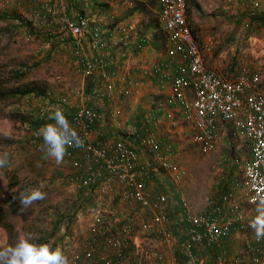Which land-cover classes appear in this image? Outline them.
Listing matches in <instances>:
<instances>
[{
    "label": "built area",
    "instance_id": "2783aa9c",
    "mask_svg": "<svg viewBox=\"0 0 264 264\" xmlns=\"http://www.w3.org/2000/svg\"><path fill=\"white\" fill-rule=\"evenodd\" d=\"M156 1L172 54L167 61L151 63L146 73L159 75L163 86L170 85V101L182 109L185 121L195 129V142L204 152L218 148L229 124L231 127L226 129L250 144L252 156L242 163L243 180L223 194L224 205L211 199L204 208L196 210L182 198L180 217L173 219L170 196L166 192L151 195L148 181L157 177L160 170L177 177L183 170L163 153L155 134L143 125L133 133L138 143L124 136L95 142L92 134L98 123V110L89 105L71 109L67 97H59L54 106L63 109L83 140L82 147L67 149L66 157L74 162L71 179L100 197L78 250L68 256L69 264H205L204 247L212 251L211 264H264V240L257 241L248 227L255 215L252 201L264 196L262 74L242 71L231 77L221 75L206 63L205 53L213 50L215 41L210 38L201 46L188 20V0ZM64 9L61 0H48L41 6L39 14L44 21L51 23L52 16L57 17L55 25L47 29L46 44L68 45L86 76L99 69L109 93L115 83L106 71L108 63L94 60L85 52V33L89 34L91 47L97 48L101 39L99 27L90 25L84 16L70 17ZM247 12L245 27L264 22V0H249ZM187 89L192 90V97ZM108 93L101 91L97 95L103 99ZM46 113L47 109L41 108L39 116ZM116 116L111 119L116 121ZM147 155L151 163L144 160ZM237 186L246 190V199L254 206L251 215L245 208L232 205ZM111 194L138 207L143 217L110 212L101 198ZM241 236H245L243 249L229 252L225 242ZM177 253L182 256V263L173 258L170 263L169 255Z\"/></svg>",
    "mask_w": 264,
    "mask_h": 264
},
{
    "label": "rangeland",
    "instance_id": "374dc122",
    "mask_svg": "<svg viewBox=\"0 0 264 264\" xmlns=\"http://www.w3.org/2000/svg\"><path fill=\"white\" fill-rule=\"evenodd\" d=\"M47 1L0 0V13L6 14L0 15V71H24L23 76L19 80H11L9 86L32 90L24 96L12 95L0 99V154L7 152L9 161L7 166L0 168V193L13 191L19 196L21 192L36 188L41 183L46 193L44 200L37 201L31 207L16 209L22 217L20 224L16 223L17 226L12 229L5 227V230H0V248L31 235L35 243L60 247L68 257L73 250H78L96 199L100 197L97 193L84 194L82 188L71 179L74 162L68 157L65 156L60 165L51 158L45 159L40 150L43 140L32 132V122L38 117L26 113L27 106L23 100L32 95L39 98L48 111L46 114L54 109L56 99L63 96L67 97L71 109L79 105L97 104L93 95L83 93L85 89L88 90L87 77L78 66L70 47H60L57 43L46 44L47 29L57 21L56 16H52L54 21L51 23L40 18L41 6ZM103 4L105 6L98 12L94 4H88L83 11L89 17L94 13L100 15L102 25L106 26L104 28L112 31L124 30L134 23L139 33L152 34L156 30L158 38L167 37L159 10L152 0H105ZM187 5L189 23L201 46L204 47L210 38H214L213 50L208 52L211 61L220 63L223 71H229L231 75L242 71H259L264 80V23L252 22L244 26L249 19V0H188ZM192 12L194 19L190 18ZM158 38L154 37V48ZM165 44L166 50H169L167 39ZM119 45L120 41L114 45V59H120L124 52ZM136 96L129 98L135 99ZM120 99V102L123 101ZM124 100L132 101L127 97ZM120 102L113 106L117 109ZM129 104L122 105L125 113L130 109H127ZM136 107L139 111L140 105ZM135 110H132L134 116ZM125 113L122 112L123 116L118 117V122L120 117L124 119ZM182 126L185 131L169 133L168 129L163 133L168 135L160 136L165 146L174 148L173 158L183 168L182 176L176 178L160 170L163 173L162 186L178 191L181 198L199 210L209 204L211 199L218 201L219 194L225 190L223 188L232 186V177L243 180L242 162L250 156L251 149L246 141L233 139L229 131L216 150L204 152L194 140L195 133L192 134L193 141L191 130L184 123ZM113 130L116 128L110 126V131ZM110 135L111 140H114L118 136L130 139L132 134L113 131ZM225 167L227 171L224 172ZM231 168L234 175L227 174ZM223 173L226 175L224 181ZM219 177L222 181L220 184L217 183ZM243 190L239 188L238 197ZM101 201L110 212H116L119 216L132 213L143 217L138 207L123 202L119 197L115 200L110 196H102ZM241 204L247 210L253 207L244 197L241 198ZM4 205V198L0 195V218L8 209ZM172 218H177V215L174 214ZM0 226L4 224L0 223ZM178 257L177 262L182 263V256Z\"/></svg>",
    "mask_w": 264,
    "mask_h": 264
},
{
    "label": "crops",
    "instance_id": "0c3cea01",
    "mask_svg": "<svg viewBox=\"0 0 264 264\" xmlns=\"http://www.w3.org/2000/svg\"><path fill=\"white\" fill-rule=\"evenodd\" d=\"M75 1L76 2H74L72 5L73 8L71 10L69 9L68 11L67 9L68 0H61L65 8L64 9L65 12H67V14L70 17L78 18L79 16H84L89 21L90 25L99 27L101 31V39L99 41V46L97 48L91 47L89 43V34L85 33L86 35L85 52L88 56H90L94 60L97 61L102 60L108 63L106 67V71L110 75H112L111 80H113L115 83L114 88L112 90H109L108 93L106 86L107 81L100 75L99 69L97 70V72H95L92 75L86 76L84 74L85 77H87L86 87L88 90L85 89L83 93L93 95V99L95 100L97 105H94L93 103L88 105L93 106L99 112L98 123L96 125L95 131L92 134L93 141L108 142L112 138V136L110 135L111 132L121 131V132L131 133L132 135L130 136V139H132L133 142L138 143L137 136L133 133L139 132L140 128L144 125L147 128L148 132H152L158 138V140L161 143V150L163 151V153L167 155L171 159V161L175 162L173 158L175 154L174 148H172L171 146L170 147L165 146L166 143L164 139L161 138L160 136L168 135V133L163 134L168 129H169V133H176L179 132L180 130L185 131L184 126H182L184 123L185 127H188L191 130V139L193 140L192 134L195 133V129L185 121L182 113V109L174 105L170 101V85L167 83L166 86H163V82L159 77V75L151 76L146 73V70L151 63L167 61L172 53L169 50H166L165 46L162 45L161 39L158 38L159 36L158 31L156 30H154L152 34H146L144 32L139 33L137 30H135L134 23H130L127 26V28L124 30L112 31L109 28H104L106 26L102 25V18L100 15L94 13V15H91V17H89L88 13L83 11L84 7L88 6V4L91 5L94 4L93 7L96 8L98 12L100 9H102L103 6H105L103 4L105 0H80L79 2H77L78 0ZM152 1L156 4V7L158 8L157 1L156 0H152ZM75 4L77 5L76 7H74ZM190 18L191 19L195 18L193 12L192 14H190ZM155 36L158 38V43H156V47L154 48L152 45L155 43L153 42ZM117 41H120L121 45H119V47H121V49L124 51L120 59L117 58L114 59L113 57L114 56L113 48ZM205 58L207 65L216 69L221 75L225 77L232 76L229 71L227 72L223 71V69L220 67V63L211 61L210 53L209 54L205 53ZM254 72H259V71H254ZM93 79H98V81H95ZM126 90H128V92H125ZM101 91H105V92L107 91L108 93L107 96L103 99H100L97 95ZM187 92L188 95L192 97V90L187 89ZM135 94L137 95L135 99L129 98V97L133 98ZM125 97H127L128 100H132V101L124 100ZM120 98H122L123 101L120 102L121 100ZM23 101L26 102L25 105L27 107L25 109H26V113L29 115L35 114L36 117H38L40 109L44 108L43 101L40 100L39 98L33 97V95L24 98ZM117 102L120 103L118 105V108L116 109V107H114L113 105L117 104ZM124 103L126 104L130 103L127 108L130 109L129 111L127 110L128 112L126 113L122 109V105ZM137 105H140L139 111L137 110L136 107ZM134 109H136L135 110L136 116H134L132 112V110ZM117 111H119L120 114H118ZM122 112L125 113L124 119L121 120L120 117L119 118L120 121L118 122V117L121 115L123 116ZM112 115H117L116 121H113L111 119ZM148 120L150 121L148 122ZM32 123L34 124L33 126L31 125L33 129L32 132L35 135L37 130H35L36 128L34 126L37 124V121H34ZM110 126L112 129L116 128V130L110 131ZM227 127H231V126H229L228 124L226 125V128ZM226 128L224 129L225 137L229 131ZM160 132H162V134ZM230 135L233 137V139L237 141L241 140L238 137H236L233 133ZM246 143L250 146V144L247 141ZM33 150L34 149H32L31 151ZM251 154H252V150L250 155ZM144 160L145 161L148 160L150 163L152 161L150 157H146L144 158ZM179 166L181 167V165ZM168 173L172 174L171 176L174 178L177 177L176 175H173V173L170 172ZM155 175L158 176L148 181V190L152 193L151 195L153 196H157L158 193H163V192L168 193L171 200V203L169 204L170 215L174 217V214H176L177 218H179L181 211L180 203L176 204L175 199L180 200L182 196L181 193H179L178 191H173V189H169L170 187L165 188L164 186H162L163 173L161 171L159 173H156ZM223 178L224 179L222 181L226 180V175L224 177V173H223ZM218 179L219 180L217 181V183L218 184L222 183V181H220L221 178L219 177ZM231 179H236L234 181L232 180V186L236 185L237 182L242 181L239 180V177H232ZM237 187L242 188L239 186ZM237 191H239V189ZM0 195H2V197L4 198V204H5L4 206H7L8 208L5 209L6 214L4 213L3 218H0V223L4 224V226H0V230H5V227L12 229L13 227L17 226L16 223L20 224L22 218L19 215L20 214L19 211L16 210L17 208L20 209V205L18 203L19 196L17 193L15 192L13 193V191H5L4 193H0ZM109 196L115 200L118 197L117 195H113V194ZM242 197H244V199L247 200L245 189L243 190V192L240 194L239 197H238V193L236 194V197H234L232 202L233 207L245 208L241 204ZM249 209L251 210H247V209L246 210L251 215V213L254 212V206ZM239 238H240L239 240L235 239V241H232L233 239L231 240L228 239L230 240L228 241L230 245L227 246L229 252L236 253V251H240L243 249V245H244L243 241L245 240V236H241ZM7 239L8 238L6 237V240ZM202 251L205 256L204 263L211 264L210 262L212 261V251L208 247H204ZM176 255L175 256H173L172 254L169 255L170 263L172 262L171 261L172 258L174 259L175 262L178 261L179 259L178 256L180 255L178 253Z\"/></svg>",
    "mask_w": 264,
    "mask_h": 264
},
{
    "label": "clouds",
    "instance_id": "9594fccd",
    "mask_svg": "<svg viewBox=\"0 0 264 264\" xmlns=\"http://www.w3.org/2000/svg\"><path fill=\"white\" fill-rule=\"evenodd\" d=\"M47 120L51 122L45 123L36 132V135L43 140L40 150L44 153L45 159L51 158L60 165L67 155V149L72 146L82 147L83 140L60 107L50 110ZM8 163V153L0 154V168H4ZM43 187L41 183L36 188L20 193L18 203L21 210L46 198ZM252 203L255 205V215L248 221V227L255 239L262 241L264 240V196L258 200L254 199ZM0 264H69V259L60 247L53 248L48 243L37 244L29 235L19 239L15 244L0 248Z\"/></svg>",
    "mask_w": 264,
    "mask_h": 264
},
{
    "label": "trees",
    "instance_id": "16d2710c",
    "mask_svg": "<svg viewBox=\"0 0 264 264\" xmlns=\"http://www.w3.org/2000/svg\"><path fill=\"white\" fill-rule=\"evenodd\" d=\"M80 0H78L77 2H79ZM74 2H76L75 0H68V2H67V9H68V11H69V9L71 10L73 7H72V5H73V3ZM71 3V4H70ZM77 5L75 4V6L74 7H76ZM0 15L1 16H5L6 14L5 13H0ZM164 37L165 36H162V37H160V39H161V43H162V45L163 46H165V45H167V44H165V39H167V37L164 39ZM166 48V47H165ZM23 72L24 71H22V72H19V71H14V72H11L10 70H9V73L8 72H5V71H0V99H2V98H8V97H10V96H24V95H26L27 93H30V92H32V90L30 89V88H28V87H26V88H23V89H20L19 87H15V86H9V83L10 82H12L11 80H19L22 76H23ZM10 75H12V78L13 79H11V76ZM5 76H7V79L5 78ZM90 89V88H89ZM55 103V102H54ZM47 115L48 114H46V115H44V116H42V117H40V116H38V118L39 119H37L36 121H37V124L34 126L36 129L35 130H37V129H39L42 125H44L45 123H49V122H51V121H49V122H46L47 121ZM38 131V130H37ZM251 150H252V148H250ZM252 156V154L249 156V157H247V158H250ZM245 160V159H244ZM244 160H243V162H244ZM242 162V163H243ZM237 163V162H236ZM238 164V163H237ZM223 170H224V172L225 171H227V169H226V167L225 168H223ZM230 170V171H229ZM228 171H229V173L227 172V174L228 175H234L233 174V172H234V170H233V168H231V169H229ZM225 175V174H224ZM71 176H73V174L71 175ZM233 181L234 180H236V179H232ZM232 186H230V188H231ZM230 188L229 187H227V188H223V189H225V190H223L220 194H219V196H218V201H219V203H221V204H223L224 205V203L222 202V196H223V194L224 193H226V192H228L229 190H230ZM82 191H83V193L84 194H86L88 191L86 190V189H82ZM181 200H182V198L180 199V200H178V199H175V203L176 204H178V203H181ZM42 243V242H41ZM37 244H40V243H37ZM225 245L226 246H228V245H230L229 243H228V241H226L225 242Z\"/></svg>",
    "mask_w": 264,
    "mask_h": 264
}]
</instances>
